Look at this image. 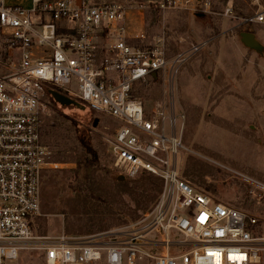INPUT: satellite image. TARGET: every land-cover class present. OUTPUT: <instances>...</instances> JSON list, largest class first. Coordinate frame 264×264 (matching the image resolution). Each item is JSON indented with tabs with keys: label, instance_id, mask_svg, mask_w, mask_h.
I'll return each instance as SVG.
<instances>
[{
	"label": "built area",
	"instance_id": "built-area-1",
	"mask_svg": "<svg viewBox=\"0 0 264 264\" xmlns=\"http://www.w3.org/2000/svg\"><path fill=\"white\" fill-rule=\"evenodd\" d=\"M26 1L0 0V264L31 252L43 264L258 262V217L196 189L183 175L185 115L175 111L171 92L182 65L207 41L167 56L163 48L127 41L124 2ZM250 3L255 11L245 22L264 25L262 0ZM161 7L208 12L210 2L167 0ZM157 82L158 100L136 94L140 85ZM49 90L115 121L106 142L118 174L161 180L156 201L138 220L85 236L35 230L44 174L59 166L41 135Z\"/></svg>",
	"mask_w": 264,
	"mask_h": 264
},
{
	"label": "rangeland",
	"instance_id": "rangeland-1",
	"mask_svg": "<svg viewBox=\"0 0 264 264\" xmlns=\"http://www.w3.org/2000/svg\"><path fill=\"white\" fill-rule=\"evenodd\" d=\"M93 1L129 6L127 23L138 17L142 34L132 44L163 48L172 56L189 42L207 41L182 65L171 92L175 111L185 115L183 175L196 189L258 217L254 232L262 240L259 261L253 264H264V25L245 22L255 7L250 0H208V12H200L161 7L167 0ZM228 6L232 12L226 14ZM136 94L147 103L158 100L161 85H140ZM44 101L42 141L59 166L44 174L35 230L85 236L138 220L161 189L146 184L155 183L149 174L118 180L121 174L106 142L115 121L83 105L56 102L49 94ZM90 147L97 160L86 167ZM14 264H43V258L25 253Z\"/></svg>",
	"mask_w": 264,
	"mask_h": 264
},
{
	"label": "crops",
	"instance_id": "crops-1",
	"mask_svg": "<svg viewBox=\"0 0 264 264\" xmlns=\"http://www.w3.org/2000/svg\"><path fill=\"white\" fill-rule=\"evenodd\" d=\"M5 1L7 3H20V4L28 5V2L26 0H19L16 2L15 1L11 2L10 0L9 1L5 0ZM93 2H96V1H93ZM139 31H140V20H139V18L135 17L133 19H130L129 23H127V31H126L127 41L131 43L132 40L139 39L142 36V34ZM134 32H136V33H134Z\"/></svg>",
	"mask_w": 264,
	"mask_h": 264
},
{
	"label": "water",
	"instance_id": "water-1",
	"mask_svg": "<svg viewBox=\"0 0 264 264\" xmlns=\"http://www.w3.org/2000/svg\"><path fill=\"white\" fill-rule=\"evenodd\" d=\"M251 37V34L249 33H242V37ZM153 76H155V74H153ZM49 94L51 95V97L56 101V102H60L62 104H68V103H73V104H76V105H81L79 104L78 102H76L75 100H73L72 98L70 97H67L65 95H63L62 93L60 92H57L55 90H49L48 91ZM82 106V105H81ZM84 107V106H83ZM96 121H94V125H95ZM124 177L123 176H119L118 177V180H122Z\"/></svg>",
	"mask_w": 264,
	"mask_h": 264
},
{
	"label": "trees",
	"instance_id": "trees-1",
	"mask_svg": "<svg viewBox=\"0 0 264 264\" xmlns=\"http://www.w3.org/2000/svg\"><path fill=\"white\" fill-rule=\"evenodd\" d=\"M89 150H90V157H89V159H84V161H85V166L86 167H89L90 165H92L94 162H96V160H97V156H96V153L94 152V151H92V149H91V147L89 148ZM149 176V178L150 179H152V180H154L155 181V183L153 182H147L146 184L149 186V187H151V186H153L154 187V189L156 190V192H159L160 191V180H159V178L158 177H156V176H151V175H148ZM66 234H70L69 232H65Z\"/></svg>",
	"mask_w": 264,
	"mask_h": 264
}]
</instances>
